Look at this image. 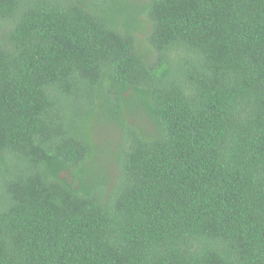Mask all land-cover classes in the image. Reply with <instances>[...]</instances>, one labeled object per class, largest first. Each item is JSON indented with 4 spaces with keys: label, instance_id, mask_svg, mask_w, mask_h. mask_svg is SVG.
Segmentation results:
<instances>
[{
    "label": "trees",
    "instance_id": "trees-1",
    "mask_svg": "<svg viewBox=\"0 0 264 264\" xmlns=\"http://www.w3.org/2000/svg\"><path fill=\"white\" fill-rule=\"evenodd\" d=\"M0 264H264V0H0Z\"/></svg>",
    "mask_w": 264,
    "mask_h": 264
},
{
    "label": "rangeland",
    "instance_id": "rangeland-1",
    "mask_svg": "<svg viewBox=\"0 0 264 264\" xmlns=\"http://www.w3.org/2000/svg\"><path fill=\"white\" fill-rule=\"evenodd\" d=\"M100 131H102V130H100Z\"/></svg>",
    "mask_w": 264,
    "mask_h": 264
}]
</instances>
